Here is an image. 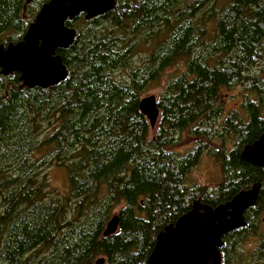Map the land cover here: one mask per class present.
I'll list each match as a JSON object with an SVG mask.
<instances>
[{
    "label": "trees",
    "instance_id": "16d2710c",
    "mask_svg": "<svg viewBox=\"0 0 264 264\" xmlns=\"http://www.w3.org/2000/svg\"><path fill=\"white\" fill-rule=\"evenodd\" d=\"M48 1L33 0L25 19L26 0H0V46L21 41ZM67 26L77 37L58 51L66 81L29 89L17 73L0 78V264H148L159 233L195 201L216 207L260 180L240 152L264 134V78L254 71L264 60V0H117L108 14ZM178 66L151 139L140 101ZM237 87L243 114L224 117L221 94ZM214 136L223 184L208 188L190 175ZM187 137L195 152L181 155ZM54 165L67 171L66 195L47 179ZM115 216L118 232L104 237ZM254 227L250 218L227 236L225 264L230 241ZM260 245L263 255L264 237Z\"/></svg>",
    "mask_w": 264,
    "mask_h": 264
},
{
    "label": "water",
    "instance_id": "95a60500",
    "mask_svg": "<svg viewBox=\"0 0 264 264\" xmlns=\"http://www.w3.org/2000/svg\"><path fill=\"white\" fill-rule=\"evenodd\" d=\"M32 2L26 0L24 15ZM116 5L117 0H49L42 5L21 41L0 46V74L5 77L19 74L20 88L29 89H48L66 81L68 70L58 51L69 49L77 37V31L67 26V22L80 16L86 20L104 16ZM48 65L54 70L37 71L38 66ZM140 111L150 128L155 129L160 117L156 97L143 98ZM241 159L264 169V135L243 149ZM261 186L256 183L216 208L195 201L188 213L159 233L148 264H223L222 238L247 226L244 212L255 206ZM118 229L119 217L115 216L103 235H114ZM94 264H106V260L99 258Z\"/></svg>",
    "mask_w": 264,
    "mask_h": 264
},
{
    "label": "rangeland",
    "instance_id": "374dc122",
    "mask_svg": "<svg viewBox=\"0 0 264 264\" xmlns=\"http://www.w3.org/2000/svg\"><path fill=\"white\" fill-rule=\"evenodd\" d=\"M134 62L136 64H141L140 58H145L146 54L144 52H141L140 54L135 55ZM184 71L183 66H178L175 68H172L164 73L162 78L159 80V82L154 83L151 85L148 92H146L143 98L149 97V96H155L158 100L161 91L165 87V85L168 83V81L172 80L176 76H178L180 73ZM254 71L257 72L259 77L264 78V60L261 61L257 66H255ZM256 74V75H257ZM117 79L119 81L127 80V72L120 71L116 74ZM245 99V94L243 93V89L241 87H237L235 89L230 90H223L221 94V102L223 105L224 110V116L228 115L230 112L239 111L240 114H243L244 108H243V101ZM156 129V128H155ZM155 129H151L150 131V138L153 139ZM42 137H40L41 139ZM193 139L185 138V143L182 145L180 149H177V152L181 155L187 154L188 152L192 151L195 152V146L196 143L192 141ZM233 142V141H232ZM232 142H230L228 148H232ZM213 143H216L219 145V140H216L215 136L213 137V141L210 142L208 147H206V144L203 143L201 150V153L199 155V160L196 164V166L193 168L192 173L190 175V182L196 183L198 185H201L203 187H215L218 185L222 180V167L221 165L216 161V159L213 157V152L215 150H212ZM43 150H40L37 153V158H41L45 155ZM45 174L47 176V179L50 183V186L52 190H54V193L66 195L69 192V185H68V179H67V171L63 167H59L57 165H54L48 169L45 170ZM258 231L260 235L264 233V212L261 214L258 220ZM248 239L245 238L242 246L237 251V257H239V262L237 264H249L247 262V257L252 253V251L256 248L257 245V239H252L251 233L248 234ZM247 239V240H246ZM106 260V259H105ZM260 264H264V262H260Z\"/></svg>",
    "mask_w": 264,
    "mask_h": 264
},
{
    "label": "flooded vegetation",
    "instance_id": "af4514ba",
    "mask_svg": "<svg viewBox=\"0 0 264 264\" xmlns=\"http://www.w3.org/2000/svg\"><path fill=\"white\" fill-rule=\"evenodd\" d=\"M26 17V15H24V18ZM25 19H27V17L25 18ZM6 46V45H5ZM20 76V75H19ZM3 77H5V76H3V75H1L0 74V78H3ZM20 86H21V82H20ZM227 116V115H226ZM226 116H224V117H226ZM262 135H264V134H262ZM261 135V136H262ZM260 136V137H261ZM259 137V138H260ZM258 138V139H259ZM257 139V140H258ZM256 140V141H257ZM256 141H254V142H256ZM253 142V143H254ZM253 143H251V144H246V145H244V147L242 148V151L240 152V158H241V154H242V152H243V149L247 146V145H252ZM231 149V148H230ZM214 157V156H213ZM242 160V159H241ZM245 163V162H244ZM246 164V163H245ZM248 166H253V167H257V166H254V165H249V164H247ZM257 168H259L260 169V171H261V177H260V180L258 181V182H256V183H261L262 184V186H261V189H260V192H259V197H258V199H257V201H256V204H255V206L254 207H252V208H249L248 210H246L245 212H244V218H245V221L247 222V220L248 219H250V218H253V220H255V227H254V229L256 228V230H254L253 232H251L252 234H251V236H252V239H257V245H256V248L252 251V253L249 255V257H247V262L249 263V264H260V262H264V253H263V255L262 254H260V244H261V241H262V238L264 237V233L262 234V235H260V233H259V231H258V220H259V217L261 216V214L264 212V169H262V168H260V167H257ZM256 183H253V184H251L250 185V187H245L243 190H241V191H246V190H249V189H251L252 188V186L254 185V184H256ZM223 183H222V181L218 184V185H216L215 187H219V186H221ZM240 191V192H241ZM240 192H238V193H240ZM237 193V194H238ZM236 194V195H237ZM235 195V196H236ZM235 196H233L230 200H228V201H226L225 203H227V202H229V201H231ZM203 203V202H202ZM225 203H220V204H218L216 207H218V206H220V205H222V204H225ZM204 204V203H203ZM207 205V204H206ZM212 207V206H211ZM216 207H213V208H216ZM244 228H246V227H244ZM242 229V228H241ZM241 229H238V230H236V231H233V232H231V233H229V234H226V235H224V237L222 238V241H223V247L221 248V253H222V260H223V264H225V259H224V252H223V249L224 248H226L227 247V245H226V241H228L229 242V239H228V235H235V234H238L240 231L239 230H241ZM245 238H247L248 239V237L246 236ZM246 239V240H247ZM245 241V240H244ZM244 241H241V240H231L230 242H231V254H230V257H231V262L229 263V264H237L238 262H239V257H237V251L239 250V248L242 246V243L244 242ZM232 251H233V255H232ZM234 260V261H233Z\"/></svg>",
    "mask_w": 264,
    "mask_h": 264
},
{
    "label": "snow or ice",
    "instance_id": "6c2138e0",
    "mask_svg": "<svg viewBox=\"0 0 264 264\" xmlns=\"http://www.w3.org/2000/svg\"><path fill=\"white\" fill-rule=\"evenodd\" d=\"M54 70V68H53V66L52 65H48V66H38L37 67V71L38 72H48V71H53Z\"/></svg>",
    "mask_w": 264,
    "mask_h": 264
},
{
    "label": "bare ground",
    "instance_id": "6f19581e",
    "mask_svg": "<svg viewBox=\"0 0 264 264\" xmlns=\"http://www.w3.org/2000/svg\"><path fill=\"white\" fill-rule=\"evenodd\" d=\"M130 89V88H129ZM77 114V113H76ZM77 130V129H76ZM85 132V131H84ZM57 156V155H56ZM82 182V181H81Z\"/></svg>",
    "mask_w": 264,
    "mask_h": 264
}]
</instances>
